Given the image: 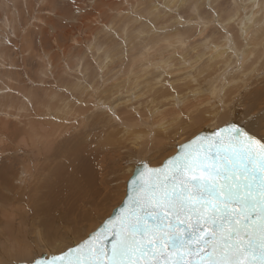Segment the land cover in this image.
I'll use <instances>...</instances> for the list:
<instances>
[{"label":"rangeland","instance_id":"obj_1","mask_svg":"<svg viewBox=\"0 0 264 264\" xmlns=\"http://www.w3.org/2000/svg\"><path fill=\"white\" fill-rule=\"evenodd\" d=\"M239 50L256 71L223 90ZM262 94L264 0H0V260L22 258L30 245L39 250L47 227L76 209L79 234L95 228L125 196L140 158L155 166L193 132L242 120ZM111 100L125 124L137 126L127 139L117 130L111 145L89 143L88 126L109 121L100 105ZM192 109H200L194 127L181 118Z\"/></svg>","mask_w":264,"mask_h":264},{"label":"snow or ice","instance_id":"obj_2","mask_svg":"<svg viewBox=\"0 0 264 264\" xmlns=\"http://www.w3.org/2000/svg\"><path fill=\"white\" fill-rule=\"evenodd\" d=\"M100 107L109 121L88 126L89 143L111 145L119 129L125 139L132 135L134 126L112 102ZM245 107L242 120L193 132L155 166L140 158L125 196L95 228L80 235L76 209L47 227L39 250L30 245L27 255L0 264H264V94L259 108ZM181 118L194 127L200 114L192 109ZM69 148L65 171L72 180Z\"/></svg>","mask_w":264,"mask_h":264},{"label":"bare ground","instance_id":"obj_3","mask_svg":"<svg viewBox=\"0 0 264 264\" xmlns=\"http://www.w3.org/2000/svg\"><path fill=\"white\" fill-rule=\"evenodd\" d=\"M251 23H252V22H251ZM253 23H254V22H253ZM250 25H251V24H250ZM248 26H249V25H248ZM228 49H229V50H228ZM230 49L233 50V51L235 50L234 48H232L231 45H229L228 48H227V50L230 52ZM227 50H226V52H227ZM244 50H245V49H244ZM144 52H145V51H144ZM243 52H244V51H243ZM235 53H236V52H235ZM237 53H238V54H236L237 59L235 58V59H236V60H235L233 57H232V58L235 60V63H234L235 66H234V67H235L236 69L238 68V71H234V69H233V70L230 71V72H231V73L234 72V73H232L233 76H237V75H238V74H236L237 72H244L243 75L241 74L243 77H241V76H240L241 78L238 77V78H239V81H233V79H232L233 76L230 77V79H229V81H228L229 84L226 85V83H225V85H226L227 87H226L225 89H223V90H226V91H227L228 87L231 86V84H230L231 81H232L234 84H235V83L237 84V83H239V82H242V83H243L244 81H245V83H246V81H248V80L250 79V77L254 75V71H256V69L254 68V67H255L254 65H253V66H250V64H251V60H252V59H251V55H250L247 51H245L244 53H242V50H239V51H237ZM229 54L231 55V52H230ZM230 55H229V56H230ZM232 55L235 56V54H233V53H232ZM232 55H231V56H232ZM229 56H228V58H229ZM132 60H133V59H132ZM228 60H229V59H228ZM165 62H166V61H165ZM152 63H153V62H152ZM231 63H233V62H231ZM183 64H184V63H183ZM226 64H227V63H226ZM229 64H230V63H229ZM227 66H229V65H227ZM248 66H250V69H246ZM150 69H151V68H150ZM214 69H215V68H214ZM141 70H142V69H141ZM152 70H153V69H152ZM129 71H130V70H129ZM146 71H147V70H146ZM137 72H138V71H137ZM139 72H142V71L139 70ZM139 72H138V73H139ZM230 72H228V74H230ZM144 73H145V72H143V75H144ZM147 73H148V72H147ZM218 74H219V73H218ZM228 74H227V75H228ZM136 75H137V74H136ZM136 75H135V76H136ZM145 75H146V74H145ZM230 75H231V74H230ZM139 76H140V73H139ZM141 77H142V76H141ZM212 77H213V76H212ZM139 78H140V77H139ZM139 78L137 77V79H139ZM181 78H182V77H181ZM134 79L136 80V78H134ZM140 79H141V78H140ZM143 79H144V76H143V78H142V82H144ZM145 79H146V77H145ZM146 80H148V79H146ZM154 80H155V79H154ZM217 80H219V81L221 80V81H222V80H223V75H221V76H214L213 78H210L207 82L212 83V82H216ZM137 81H138V80H137ZM137 81L134 82V84H137V85H138L139 82L137 83ZM139 81H140V80H139ZM148 81H149V80H148ZM174 81H175V80H174ZM140 82H141V81H140ZM142 82H141V83H142ZM149 82H150V81H149ZM158 82H159V81H158ZM160 82H161V81H160ZM217 82H218V81H217ZM225 82H226V81H225ZM141 83H140V84H141ZM150 83H151V82H150ZM156 83H157V81H156ZM223 83H224V82H223ZM134 84H132V85H133L132 87L135 86ZM143 84H144V83H143ZM151 84H153V83H151ZM141 85H142V84H141ZM156 85H157V84H156ZM158 85L160 86L161 84H158ZM215 85H216V83H215ZM146 86H147V85H146ZM150 86H151V85H149V87H150ZM206 86H207V85H206ZM128 87L132 88L130 85H129ZM135 87H136V86H135ZM138 87L140 88L139 85H138ZM147 87H148V86H147ZM218 87H220V86H217V88H218ZM223 87H224V86H223ZM130 88H128V90H130ZM109 90H110V89H109ZM131 90H132V89H131ZM209 90H210V88H209ZM211 90H212V89H211ZM211 90H210V91H211ZM220 91H222V89H221ZM123 92H124V91H123ZM123 92H122V93H123ZM222 92H223V91H222ZM222 92H220V93H219V96H218V95H217V96L220 97V94H221ZM107 93H108V92H107ZM109 93H110V92H109ZM118 93H119V92H118ZM208 93H209V92H208ZM211 93H212V92H211ZM213 93H214V92H213ZM213 93H212V94H213ZM112 94H114V93H112ZM115 94H116V93H115ZM124 94H125V93H124ZM129 94H130V93H129ZM151 94H152V93H151ZM225 94H226V92H225ZM92 95H93V94H92ZM152 95H153V94H152ZM157 95H158V94H157ZM172 95H173V94H172ZM177 95H178V94H177ZM188 95H189V94H188ZM206 95H207V94H206ZM223 95H224V94H223ZM226 95H227V94H226ZM226 95H225V96H226ZM116 96L118 97V95H116ZM116 96H115V97H116ZM129 96H130V95H129ZM149 96H150V95H149ZM178 96H179V95H178ZM227 96H228V95H227ZM88 97H89V96H88ZM115 97H114V98H115ZM130 97H133V95L130 96ZM150 97H151V96H150ZM180 97H182V96H180ZM108 98H109V97H108ZM118 98H121V97H118ZM126 98H127V97H126ZM146 98H147V96H146ZM171 98L173 99V97H171ZM198 98H199V96H198ZM211 98H212V97H211ZM213 98H214V96H213ZM175 99H176V97H175ZM189 99H190V98H189ZM215 99H216V98H215ZM224 99H225V98H223V100H224ZM105 100H106V99H105ZM117 100H118V99H117ZM194 100H195V98H194ZM217 100H218V99H217ZM219 100H220V98H219ZM219 100H218V101H219ZM108 101H110V100H108ZM112 101H113V100H111V102H112ZM130 101H131V100H130ZM79 102H80V101H79ZM103 102H105V101L103 100ZM103 102H102V103H103ZM204 102H205V101H204ZM212 102H213V101H212ZM168 103H169V102H168ZM175 103H177V102H175ZM219 103H221V102H219ZM104 104H105V103H104ZM201 104H202V103H201ZM217 104H218V103H217ZM222 104H223V103H222ZM116 105H117V104H116ZM175 105H177V104H175ZM198 105H199V104H198ZM198 105H197V106H198ZM121 106H122V105H121ZM129 106H130V104H129ZM200 106H201V105H200ZM219 106H220V104H219ZM117 107H119V106H117ZM131 107H133V106H131ZM131 107H130V108H131ZM173 107H174V106H173ZM54 108H55V107H54ZM56 108H57V107H56ZM92 108H93V107H92ZM94 108H95V107H94ZM174 108H176V107H174ZM49 109H50V108H49ZM62 109H63V107H62ZM62 109H61V110H62ZM176 109H177V108H176ZM93 110H94V109H93ZM131 110H132V109H131ZM198 110H200V109H198ZM198 110H197V111H198ZM58 111L60 112V110H58ZM62 111H63V110H62ZM64 111H65V109H64ZM155 111H156V110H155ZM124 112H125V111H124ZM130 112H131V111H130ZM57 113H58V112H56V114H57ZM61 113H62V112H61ZM50 114H51V113H50ZM54 114H55V113H54ZM59 114H60V113H59ZM117 114H118V113H117ZM235 114H236V113H233L232 115H235ZM155 115H156V114H155ZM232 115H231V116H232ZM48 116H49V115H48ZM53 116H54V115H53ZM60 116H61V115H60ZM60 116H59V117H60ZM62 116H63V117L65 116L64 113L62 114ZM62 116H61V118H62ZM66 116H67V114H66ZM157 116H158V115H157ZM50 117H51V116H50ZM55 117H56V116H54L53 119H54ZM57 117H58V116H57ZM122 117H123V116H122ZM124 117H125V116H124ZM136 117H137V116H136ZM153 117H154V116H153ZM61 118H60V120H61ZM127 118H128V117H127ZM137 118H138V117H137ZM50 119H51V118H50ZM53 119H52V121H53ZM65 119H66V118H65ZM81 119H82V118H81ZM81 119H80V121H81ZM128 119H129V118H128ZM158 119H159V118H158ZM236 119H237V118H236ZM62 120H63V119H62ZM68 120H69V119H68ZM71 120H72V119H71ZM160 120H161V119H160ZM18 121H19V120H18ZM74 121H75V120H74ZM135 121H136V120H135ZM146 121H147V120H146ZM151 121H152V120H151ZM154 121H155V120H154ZM178 121H179V120H178ZM238 121H239V120H238ZM71 122H72V121H71ZM148 122H149V121H148ZM167 122H168V121H167ZM173 122H174V121H173ZM65 123L67 124L66 121H65ZM134 123H136V122H134ZM169 123H170V122H168L167 124H169ZM171 123H172V122H171ZM24 124H25V122H24ZM51 124H52V123H51ZM66 124H65V125H66ZM69 124H70V122H69ZM79 124H82V123H79ZM79 124L76 125V126H79ZM173 124H174V123H173ZM49 125H50V124H49ZM63 125H64V124H63ZM82 125H83V124H82ZM130 125H131V123H130ZM161 125H162V124H161ZM174 125H176V124H174ZM18 126H19V125H18ZM18 126H17V127H18ZM23 126H24V125H23ZM61 126H62V124H61ZM134 126H135V125H134ZM136 126H137V125H136ZM136 126H135V127H136ZM144 126H145V125H144ZM31 127H32V126H31ZM161 127H162V126H160V128H161ZM55 128H56V126H55ZM58 128H59V127H58ZM74 128H75V127H74ZM77 128H78V127H77ZM79 128H80V127H79ZM79 128H78V129H79ZM148 128H149V127H148ZM202 128H203V127H202ZM26 129H27V128H26ZM56 129H57V128H56ZM72 129H73V128H72ZM75 129H76V128H75ZM75 129H74V131H75ZM78 129H77V130H78ZM172 129L175 130V128H172ZM11 130H12V129H11ZM27 130H28V129H27ZM29 130H30V129H29ZM33 130H34V129H33ZM33 130H32V131H33ZM58 130H59V129H58ZM149 130H150V129H149ZM153 130H154V129H153ZM23 131H24V130H23ZM48 131H49V130H48ZM48 131H47V132H48ZM66 131H67V130H66ZM81 131H82V130H81ZM136 131H137V130H136ZM157 131H158V130H157ZM161 131H164V130L161 129ZM175 131H176V130H175ZM208 131H209V130H208ZM67 132H68V131H67ZM69 132H70V131H69ZM142 132H143V131H142ZM180 132H181V130H180ZM209 132H210V131H209ZM23 133H24V132H23ZM56 133H57V131H56ZM56 133H55V134H56ZM74 133H76V132H74ZM120 133H121V132H120ZM35 134H36V133H35ZM52 134H53V136H54V133H52ZM161 134H163V132H162ZM14 135H15V134H14ZM14 135H13V136H14ZM24 135H25V134H24ZM56 135H57V134H56ZM155 135L158 136V132H156ZM155 135H154V136H155ZM68 136H69V135H68ZM79 136H80V135H79ZM154 136H153V137H154ZM161 136H163V135H161ZM24 137H25V136H24ZM51 137H52V136H51ZM55 137H57V136H55ZM158 137H159V136H158ZM158 137H157V138H158ZM164 137H165V136H164ZM144 138H145V137H144ZM161 138H162V137H161ZM166 138H167V137H166ZM30 139H31V137H30ZM57 139H59V137H58ZM25 140H26V138H25ZM31 140H32V139H31ZM50 140H51V139H50ZM143 140H144V139H143ZM154 140H155V139H154ZM163 140L166 142L165 139H162V141H163ZM155 141H156V140H155ZM155 141H153V143H154ZM164 141H163V142H164ZM27 142H29V141H27ZM39 142H40V141H39ZM135 142H136V141H135ZM128 143H129V142H128ZM132 143H133V142H132ZM38 144H40V143H38ZM154 144H155V143H154ZM154 144H153V145H154ZM159 144H161V143H159ZM33 145H34V143H33ZM143 145H144V144H143ZM57 146H58V145H57ZM132 146H133V145H132ZM138 146H140V145H138ZM156 146H158V145H156ZM122 147H123V146H122ZM136 147H137V146H136ZM33 148H34V147H33ZM36 148L38 149V146H36ZM43 148H44V147H43ZM117 148H118V147H117ZM120 148H121V147H120ZM123 148H124V147H123ZM125 148H126V147H125ZM153 148H155V147H153ZM159 148H160V147H159ZM126 149H127V148H126ZM136 149H138V148H136ZM136 149H135V150H136ZM139 149H141V148H139ZM139 149H138V150H139ZM138 150H137V151H138ZM120 151H121V150H120ZM139 151H140V150H139ZM140 152H141V151H140ZM152 154H153V152H152ZM133 156H135V155H133ZM149 157H150V156H149ZM146 158H147V157H146ZM125 160H126V159H125ZM122 162H123V161H122ZM101 163H102V162H101ZM128 163H129V162H128ZM126 166H127V165H126ZM127 167H128V166H127ZM129 168H130V167H129ZM130 170H131V168H130ZM128 172H129V171H128ZM90 186H91V185H90ZM112 191H113V190H112ZM21 222H23V221H21ZM29 222H30V221H29ZM100 223H101V222H100ZM27 226H28V225H27ZM27 226H26V227H27ZM20 227H21V226H20ZM37 228H38V227H37ZM38 230H39V229H38ZM27 231H28V230H27ZM34 231H35V230H34ZM81 233H82V232H81ZM31 234H33V233H31ZM30 236H31V235H30ZM40 239H41V238H40ZM39 243H41V242H39ZM15 258H17V257H15ZM15 260H16V259H15Z\"/></svg>","mask_w":264,"mask_h":264}]
</instances>
